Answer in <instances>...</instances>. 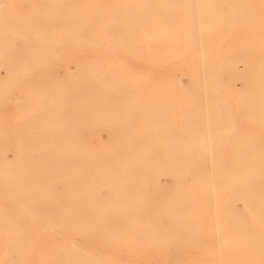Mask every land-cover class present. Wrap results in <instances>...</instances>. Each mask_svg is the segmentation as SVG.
Wrapping results in <instances>:
<instances>
[{"label": "bare ground", "instance_id": "6f19581e", "mask_svg": "<svg viewBox=\"0 0 264 264\" xmlns=\"http://www.w3.org/2000/svg\"><path fill=\"white\" fill-rule=\"evenodd\" d=\"M35 1L0 0V251L264 264V0Z\"/></svg>", "mask_w": 264, "mask_h": 264}, {"label": "rangeland", "instance_id": "374dc122", "mask_svg": "<svg viewBox=\"0 0 264 264\" xmlns=\"http://www.w3.org/2000/svg\"><path fill=\"white\" fill-rule=\"evenodd\" d=\"M35 3H39V1H35ZM102 134V135H101ZM100 135L102 136H99V137H92L91 139V144L92 146H96L98 143H95V142H99V141H104L107 139V135H106V132L104 131H101L100 132ZM104 135V136H103ZM100 138V139H98ZM96 140V141H95ZM9 158V157H8ZM0 160H2L0 158ZM3 201H0V206H3ZM171 207V206H170ZM35 224H40V222H35ZM7 229L4 230V232H1L0 233V247L4 245V240L7 238H10L15 235V234H11L9 231H6ZM20 234V233H19ZM19 234L17 233V235L19 236ZM24 234V233H22ZM40 234V233H38ZM10 238V239H12ZM2 239V240H1ZM84 240L87 239V238H83ZM96 242V241H95ZM13 245H15V247L17 248H20V246H18L16 243H12ZM93 246V245H92ZM94 246H98V245H94ZM215 246V245H214ZM214 246L211 247V250L212 251H208L209 249L205 250L201 247H186L187 250H178L175 245L173 243H169L168 244V248H167V254L170 256L169 259L173 262V261H177V260H180V259H184L186 256H200L202 254H210V255H214V253H218L217 250L215 248H213ZM36 247V248H34ZM32 247V250H27V251H18V250H15L14 249V246H12L10 243L7 244V246L4 247L3 250L0 251V255H2L0 257V264H3L4 263V258L7 257L6 261L7 263L5 262L4 264H62V262L60 261H56V260H52L49 258V256H47V254H44V253H41L42 249H44L43 247L39 246V245H36ZM213 248V249H212ZM4 251V252H3ZM186 252L183 256H182V253L183 252ZM114 254L115 252L112 251ZM193 252V253H192ZM3 253V254H2ZM110 254L111 256V259H116L117 260V264H125V263H129L130 261L127 259V258H124L123 256L121 255H114V254ZM4 254L7 255L4 257ZM193 254V255H192ZM138 256H141V255H138ZM137 256V258L135 259V261L132 263V264H135V263H138V264H145L146 262H142L143 260L140 259V262L139 261V257ZM43 259V260H41ZM162 259V257H161ZM186 259V258H185ZM151 264H160L158 262V260L154 259L153 257H150L149 258ZM156 260V261H155ZM170 263V262H169Z\"/></svg>", "mask_w": 264, "mask_h": 264}]
</instances>
